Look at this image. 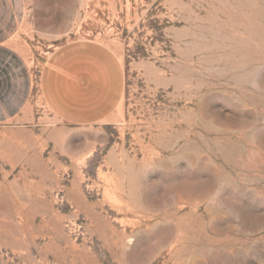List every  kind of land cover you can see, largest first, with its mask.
Masks as SVG:
<instances>
[{
	"label": "rangeland",
	"instance_id": "1",
	"mask_svg": "<svg viewBox=\"0 0 264 264\" xmlns=\"http://www.w3.org/2000/svg\"><path fill=\"white\" fill-rule=\"evenodd\" d=\"M24 2L30 183L0 168V200L31 209L0 208V264H264V0ZM70 44L94 45L106 119L45 101Z\"/></svg>",
	"mask_w": 264,
	"mask_h": 264
},
{
	"label": "crops",
	"instance_id": "2",
	"mask_svg": "<svg viewBox=\"0 0 264 264\" xmlns=\"http://www.w3.org/2000/svg\"><path fill=\"white\" fill-rule=\"evenodd\" d=\"M24 0H0V168L21 169L23 184L30 183L32 114L29 109L34 79L25 46L17 38L24 22ZM94 45L70 44L57 51L46 63L42 76V91L46 103L64 121L89 122L106 119L112 110L94 102L95 67ZM82 74V76L80 75ZM90 94L91 99L78 101ZM19 177V176H18ZM2 177L0 185L18 184L20 180ZM20 179V178H19ZM6 203V204H5ZM29 213L30 196H14L6 202L0 200V208ZM8 213H1L3 217Z\"/></svg>",
	"mask_w": 264,
	"mask_h": 264
}]
</instances>
